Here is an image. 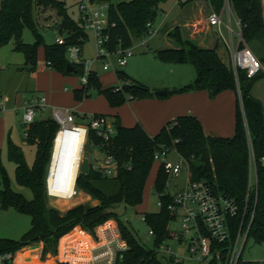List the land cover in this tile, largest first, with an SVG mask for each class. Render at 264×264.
Listing matches in <instances>:
<instances>
[{
  "label": "trees",
  "instance_id": "trees-1",
  "mask_svg": "<svg viewBox=\"0 0 264 264\" xmlns=\"http://www.w3.org/2000/svg\"><path fill=\"white\" fill-rule=\"evenodd\" d=\"M107 2L108 21L112 26L104 30L106 39L103 45L112 51L120 47L130 46L134 39L144 35L146 23L153 22L159 3L165 0H92ZM231 8L239 20L241 37L244 44L252 51L257 60L264 64V19L260 0H229ZM0 47L9 40L13 41V50L20 52L28 70L35 68V56L38 47L42 48L46 67L61 74H76L80 69L73 66L74 71L66 72L65 47L76 44L80 51L86 37L79 20H72L60 0H0ZM187 2H182L181 5ZM209 5L218 10L221 0H208ZM48 4L55 10L59 18V28L63 44L44 43L37 32V23L33 17V5ZM27 28L33 37L31 43L21 40V33ZM177 47L159 48L154 50V56L163 63L190 64L194 70L193 79L179 87L166 90V95L205 90L208 98L224 90L235 94L233 131L228 137L204 134L201 124L193 115H178L165 122L159 130L149 136L139 123L123 127L115 123L114 134L106 146L101 149L111 154L117 161L116 173L112 177H104L92 170L90 166L85 174L79 173L76 186L86 193L96 203L93 205L75 204L62 213L56 208L46 205L43 180L49 159L51 142L57 128L50 118L35 119L26 128L28 143L34 145L33 160L28 166L23 158L21 149L5 139V154L7 160L14 164V180L31 192V198L25 199L20 193L10 189L0 162V209L8 207L16 212L29 216V226L18 240L0 239V253H14L21 247L41 243L42 253L56 254L57 242L60 237L69 232L75 225L89 234H93L96 226L108 219L116 223L120 237L125 241L126 250L121 252L120 264H179L163 258L155 253L154 247L165 240L167 226L172 217L166 205L170 196L166 193L160 197L161 206L153 212H143L142 221L152 232V247L147 248L138 242L129 227L121 220L122 216L107 215L103 210L116 206L124 199L126 207H134L141 202L142 188L149 173L152 162V152L158 145L174 148L188 161L189 177L191 179L205 178L214 183L218 191L231 198L242 211L245 202V192L248 169V144L254 158L256 177V195L254 203L252 195L247 200L246 217L253 209L247 238L253 243L264 242V110L258 99L250 94L253 82L260 76L257 73L247 77L244 71L231 68L227 54L226 62L217 52V45L203 47L195 42L182 38L178 28L174 27L167 34ZM115 76L122 84L120 88L113 86L102 87L95 75L88 76L87 84L72 90L74 100L80 101L90 96L89 91L101 95L110 107H116L128 100L143 99L156 96L143 84L131 80L124 72L117 70ZM74 116H78L73 113ZM91 116H105L92 114ZM86 119L89 116L81 115ZM87 139L96 144L100 140L91 129L87 131ZM166 176L161 166L155 167L152 180V192L163 191ZM124 214V213H123ZM78 246L87 248L91 245L88 236L79 229H73ZM65 237V236H64ZM64 240V238H63ZM224 246V245H223ZM18 252L14 257L21 264ZM67 245H61V255L70 260ZM76 257L70 261H76ZM240 264H256L255 261L241 260ZM64 264V263H63Z\"/></svg>",
  "mask_w": 264,
  "mask_h": 264
},
{
  "label": "built area",
  "instance_id": "built-area-1",
  "mask_svg": "<svg viewBox=\"0 0 264 264\" xmlns=\"http://www.w3.org/2000/svg\"><path fill=\"white\" fill-rule=\"evenodd\" d=\"M126 1V0H116ZM200 0H173L174 5L182 2ZM207 12L204 17L207 26L215 28V38L222 44L232 70L244 71L247 77L257 73H264V65L261 64L244 44L241 37L240 23L234 14L229 0H221L218 10H214L208 0ZM78 13L77 19L83 30H89L94 34L96 43V55L94 58L83 59L78 45L72 44L65 47V59L68 64L78 66V87L87 84L88 76L93 73L92 66L101 58L110 54L116 55V66L125 65L127 58L132 55V44L127 47L117 45L112 51L103 45L106 39L104 30L113 23L108 21L107 2L92 0H75ZM164 14V13H163ZM154 21L146 23V31L138 40L142 45L147 38L155 34L158 26L154 27ZM223 29V31H222ZM56 44H63V37L57 36ZM110 68L108 62L101 63V70ZM122 82L120 83V85ZM116 86V88H120ZM46 108L43 96L29 95L20 101L15 110H20L19 124L22 127L21 134L26 136L27 126L35 120V113ZM92 115V114H91ZM86 124H76L74 114L67 107H51L50 118L56 123L48 163L45 170L43 187L47 197L69 199L77 194L76 178L83 157V146L87 141V131L91 129L100 144H91L98 151L87 157L88 167L104 177H112L116 173L117 161L114 157L101 149L106 146L114 134V124L106 116H91ZM172 153L174 159L170 161L168 154ZM87 156V155H86ZM264 158L261 157L260 160ZM152 162L155 167L161 166L166 176L163 191L155 193L157 208L161 206L160 197L166 193L170 196V202L166 205L170 223L176 227L167 226V238L154 247L158 256L176 263L183 259L196 261L202 264H240V250L247 237L253 209L245 215L247 200L252 195L254 203L256 195V177L254 158L251 147L248 144V169L245 192V202L242 211H239L234 201L222 194L214 183L205 178L191 179L189 177L188 161L174 148L158 145L152 152ZM184 169L185 177L172 191L168 190L171 181L178 179ZM142 220V215H141ZM151 237L152 232L147 229ZM91 245L79 253L78 259L71 262L65 257L58 264H120L121 252L126 250L125 241L120 237L115 221L108 219L96 226L93 234L88 233ZM174 241L182 246V252H174L166 241ZM72 242V241H71ZM73 244V242L71 243ZM71 244H63L71 245ZM224 245V246H223ZM15 253H0V264H14ZM256 264H264V259L255 261Z\"/></svg>",
  "mask_w": 264,
  "mask_h": 264
},
{
  "label": "rangeland",
  "instance_id": "rangeland-1",
  "mask_svg": "<svg viewBox=\"0 0 264 264\" xmlns=\"http://www.w3.org/2000/svg\"><path fill=\"white\" fill-rule=\"evenodd\" d=\"M60 1H63L68 16L76 21L78 13L75 0ZM263 2L264 1L261 2V5L262 17L264 19ZM207 8V3L201 0L197 2H188L183 5H174L173 0H165L159 3L153 25L154 27L158 26L157 32L147 38L145 45L139 43V38L133 40L131 45L132 55L127 58L125 65L122 67L116 66L115 54H110L108 57L101 58L94 63L92 66L93 71H95L100 85L102 87L119 86L121 81L115 76V71L117 70L124 72L131 80L143 84L153 93L155 91L163 90L164 87L172 88V85L178 86L190 82L194 77V70L190 64H167L160 62L154 56V50L156 49L177 47V44L173 39L167 35L173 31L174 27L178 28V32L182 38L191 40L203 47H212L216 44L218 54L222 60L226 62V52L222 44L217 42L214 35L215 28L213 26L208 28L205 24L204 17ZM32 10L33 17L37 23V32L42 36L44 43H52L57 36H62V34L66 33L65 31L60 30L58 25L59 18L56 16L55 10L48 4L33 5ZM83 31L85 32L86 37L82 44L81 56L83 59L94 58L96 55L94 34L89 30ZM21 40L24 43L32 42V34L27 28L22 30ZM253 55L257 59L254 53ZM104 61L110 64V68L105 71L101 70V63ZM42 63H44L42 48L38 47L35 56V68H39ZM30 72L31 71L28 70L27 66L24 64L22 54L13 50L12 40H9L6 44L0 47V162L4 168L10 189L20 193L25 199L31 198V192L28 188L16 184L14 180V164L6 158L5 139L8 137L12 143L20 147L25 163L30 166L33 160L34 145L23 139L21 134L22 127L19 124L20 110H15V107L19 106L22 97L26 98L29 94L38 96L41 94L43 95L44 93L43 89H34L35 82L34 79L29 76L28 73ZM259 75L260 76L252 84L250 94L260 101L264 110V73ZM77 78L78 76L73 73L72 80H74L76 84H78ZM43 80L49 83L48 77H44ZM50 83H52V81ZM52 86V88L50 87L52 90L58 88V85H55L54 83H52ZM65 86L70 88V85L67 83H65ZM89 93L90 96L88 98L90 100L97 99V94L94 91L91 90ZM129 101L132 100L126 102ZM129 108V112L136 110L133 107ZM139 110L146 115L152 111L149 105L144 104L140 106ZM81 115H83V113H79V117L75 115L74 122L76 124L84 125L86 124V119L81 118ZM35 117L39 119L50 117V110L46 108L43 111L36 112ZM112 120L109 118L111 123L113 122ZM229 125H231V123H229ZM227 126V124H224L222 126L224 130L222 131H225ZM91 144L96 143L87 139L83 146V155L90 157L92 153L95 152L98 156H101ZM168 159L172 161L174 155L169 153ZM154 171L155 164L153 163L142 188L140 204L134 207H126L125 212L121 217V220L126 223L138 242L147 248L152 247L151 237L147 234L148 228L141 220V215L143 212H153L158 209L155 205L156 196L151 190ZM184 177L185 171L183 169L178 179L170 182L168 190L172 191L177 187ZM76 190L77 194L69 199L52 198L45 195L46 205L54 207L62 213L64 209L78 203L84 205H93L96 203L77 186ZM28 226V215L16 212L10 207L0 209V239L18 240L19 236L27 230ZM168 226L174 228L176 227V224L170 223ZM76 228L80 229V226L75 225L69 232L58 239L55 255L42 253L41 243H34L32 245L21 247L14 253L19 251L18 256L20 257L21 264H58L59 260L61 261L62 257H64L59 252V246L62 244H71L75 241L73 235H70L66 240H63V238ZM82 231L86 232L84 230ZM166 245H168L174 252H182L183 247L178 246L174 241L168 240L166 241ZM67 246L71 258L72 256L76 257L79 253L86 250V248H81L80 251H78L77 245L74 246L73 244ZM240 259L248 261L264 259V242L253 243L250 238H247L242 244ZM180 264L202 263L183 259Z\"/></svg>",
  "mask_w": 264,
  "mask_h": 264
},
{
  "label": "crops",
  "instance_id": "crops-1",
  "mask_svg": "<svg viewBox=\"0 0 264 264\" xmlns=\"http://www.w3.org/2000/svg\"><path fill=\"white\" fill-rule=\"evenodd\" d=\"M260 1L262 2L264 0ZM207 27L209 28V26ZM196 44L201 46L198 43ZM93 72L95 73V71ZM28 74L32 79H34V89H43V95L41 94L38 96H43L45 98L46 108L49 110L51 107H67L77 115H79V113L86 115L94 113L103 114L107 117V119L111 118L112 120V118L115 117L116 119L113 118L115 123L123 127H130L134 123H139L145 133L149 136L155 134L168 120L174 118L175 116L186 114L193 115L197 118L201 124L204 134L206 135L228 137L233 131L235 94L231 90L221 91L212 99L208 98L205 90H196L170 94V96H153L149 98L136 99L124 102L116 107H110L101 95H97V99L92 100L89 98H83L80 101L74 100L72 90L78 88V84L72 80V74H61L46 67L44 63H42L39 68H34V70ZM44 77L49 78V83L43 80ZM51 81L55 85H58L57 89H50V87H53L52 83H50ZM65 83L69 84L70 88L65 86ZM182 85L184 84H180L178 86L172 85L171 87H179ZM169 88L170 87H164L163 89L166 91ZM23 99L24 97H22V100ZM142 104L149 105L152 111L147 115L140 112L139 108ZM129 107H133L136 110L129 112ZM35 119L39 118L35 117ZM229 123H231V125H229ZM224 124H227L229 127L227 126L225 128L226 130L222 131L224 130L222 127ZM84 233L89 236L87 232ZM70 235L74 236L75 241H73V245L76 246L79 239H76L74 232H70L66 235L64 240H66ZM59 247V252L61 254V245ZM77 247L78 251H80L81 248H85L79 247L78 245ZM69 258L71 260L74 257L72 256L71 258V255L69 254Z\"/></svg>",
  "mask_w": 264,
  "mask_h": 264
},
{
  "label": "water",
  "instance_id": "water-1",
  "mask_svg": "<svg viewBox=\"0 0 264 264\" xmlns=\"http://www.w3.org/2000/svg\"><path fill=\"white\" fill-rule=\"evenodd\" d=\"M0 10H1V3H0ZM65 71L66 72H72V71H74V69H73V67L70 64L67 63L65 65ZM153 94L156 95V96H159V97L160 96H165L166 95V91L163 89V90L155 91ZM79 171L82 174H85L88 171V163H87V156L86 155H83V157L81 159V163H80V166H79ZM103 213L107 214V215L122 216L123 213H124V199L122 198L120 200V202L116 206L106 207L103 210Z\"/></svg>",
  "mask_w": 264,
  "mask_h": 264
},
{
  "label": "bare ground",
  "instance_id": "bare-ground-1",
  "mask_svg": "<svg viewBox=\"0 0 264 264\" xmlns=\"http://www.w3.org/2000/svg\"><path fill=\"white\" fill-rule=\"evenodd\" d=\"M13 263H14V264H17V263H16V260H15V257H14V259H13Z\"/></svg>",
  "mask_w": 264,
  "mask_h": 264
}]
</instances>
